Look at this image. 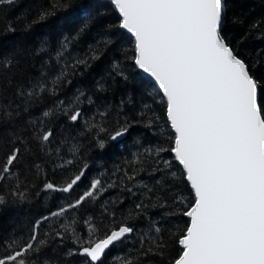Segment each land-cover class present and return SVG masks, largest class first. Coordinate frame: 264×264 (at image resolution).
Here are the masks:
<instances>
[{
    "label": "snow or ice",
    "instance_id": "1",
    "mask_svg": "<svg viewBox=\"0 0 264 264\" xmlns=\"http://www.w3.org/2000/svg\"><path fill=\"white\" fill-rule=\"evenodd\" d=\"M119 15L120 29L126 30L134 41V66L142 70L157 86L161 102L166 105V121L172 130L170 149L157 147L145 149V154L159 156L162 151H170L174 160L181 166V174L190 185L193 197L190 203L180 198L178 203L186 210L177 211L188 218L182 231L173 233L180 246L177 257L171 264H264V102L261 100L262 85L252 74L248 63L242 59L235 48L225 39L223 25L226 18L225 0H110ZM14 0H0V5H11ZM70 6L65 0H50L48 7H41L31 23L25 24V30L35 24L47 21L58 11ZM264 20L253 23L251 29H258ZM88 24L80 27L76 34L65 36L54 49L41 47L39 54L44 55L42 68L38 76L32 77L25 85L18 86L15 97L20 101L15 108L0 107V123L10 121L21 114H30L33 105L44 96L58 97L59 89L70 74L81 66H89L90 60H98L102 53L98 42L82 56H73L70 48L79 35L87 31ZM10 31L15 29L9 25ZM11 62L5 61V67ZM113 70L127 78L120 70L118 62ZM98 87L103 89L102 82ZM83 92L65 103L56 99L51 108L42 110L41 117L60 113L72 124L84 118L81 104ZM91 103V98H88ZM147 108V105H145ZM144 113L142 112L141 115ZM108 110L97 112L95 116L106 121ZM29 118L28 133L31 139L13 136L0 162V181L15 175L14 169L22 157L31 155L32 144L41 151L60 156L66 141L52 149L55 136L53 128L45 129V119ZM156 119H159L158 117ZM152 121H149L151 123ZM116 129L109 131L101 123L85 121L86 128L94 131L97 147L103 149L106 141L102 135L115 141L124 136L132 127L127 119L116 120ZM78 151L76 145L69 152ZM159 162V161H157ZM58 168L71 166L73 159H64ZM134 164H143L140 157ZM170 168V162L164 161ZM40 169V165H34ZM88 165L66 180L63 186L52 181L43 184L44 190L71 193L85 176ZM159 169H154L157 171ZM139 171H144L141 167ZM136 167L132 174L124 171L120 185L124 180L135 181L138 175ZM176 176V173H172ZM139 183H143L142 181ZM160 184V181L156 182ZM116 183L105 184L101 178L90 181L88 188L74 201L60 206L49 215L37 219L27 238H17L15 234L0 242V264H50L41 257L49 245V239L59 238L63 242L65 235L76 234L75 218L67 223L53 227L51 232L40 238L41 227L52 218H63L70 211L81 207L89 199L95 200ZM147 192L152 189L143 184ZM131 194L133 190L128 188ZM9 195L24 198L17 187ZM5 196L0 194V203ZM163 206V205H161ZM146 205L141 200L135 204L137 213ZM107 212V209H104ZM115 219V213L110 214ZM132 212H129V216ZM91 220V218H89ZM88 223V221H84ZM150 230L156 233L151 238L148 254L163 257L166 247L162 229L151 222ZM135 229L127 222L107 226L100 237L98 230L89 227L87 238L76 236V248L67 255L84 258V264H104L108 250L118 242L127 239ZM143 247L145 241L140 240ZM117 264H137L140 259L132 256L114 257Z\"/></svg>",
    "mask_w": 264,
    "mask_h": 264
},
{
    "label": "trees",
    "instance_id": "2",
    "mask_svg": "<svg viewBox=\"0 0 264 264\" xmlns=\"http://www.w3.org/2000/svg\"><path fill=\"white\" fill-rule=\"evenodd\" d=\"M65 2L70 4L68 8L58 11L45 22L33 25L29 30H25V24L36 18L41 7H48L50 0H14L11 5H0V107L15 108L20 102L15 97L17 87L25 85L42 70L47 71V68H42L47 57L39 54L41 47L56 48L59 41L65 36L76 34L86 23L87 31L80 34L70 48L73 56H82L88 51L89 45L95 47L98 42L110 41L107 44L99 43L102 55L98 60H90L89 66H81L67 77L60 86L58 97L44 96L33 105L30 114H21L0 123V139L4 138L7 144L13 136H22L27 141L29 126L26 122L30 116L35 118L37 113L51 108L57 98L68 103L80 92L85 94L84 103L81 104L84 118L80 122L72 124L60 113L46 119L50 128L56 130L57 126H64L77 139L75 145L78 151L73 166L66 169L63 177H54L48 165L50 161L48 164L45 162L46 168L39 173L40 176H31L28 197L16 200L4 195L5 202L0 203V242L13 234L17 238H27L37 219L74 201L88 188L92 179L101 178L105 184L115 182L116 187L108 188L95 200L89 199L65 217L52 218L41 227L40 238H44V233L51 232L53 227L59 228V224L67 223L72 218L78 221L74 225L75 236L66 234L63 242L59 238L49 239V245L43 250L41 257L50 261V264H84L83 257L67 255L70 249L77 247L74 242L76 236L86 239L89 227L93 226L102 237L107 226L127 222L135 231L108 250L104 264H117L113 258L124 256H132L134 259L139 256L137 264H171L180 251L173 233L182 231L188 222V218L177 211L186 210L185 205L178 201L183 198L186 203H190L193 193L181 174V166L170 151H162L159 156L145 154L147 148L170 149L172 146L170 137L173 133L166 121V105L161 102V94L153 81L134 66L133 38L126 30L118 27L119 15L111 2ZM225 6L223 35L237 54L248 63L252 74L262 85L260 94L264 102V24L258 29L250 27L253 23L264 20V0H225ZM9 25L15 31H10ZM9 41L14 42L11 48ZM5 61L11 62L9 66L5 67ZM116 62L126 79L113 70ZM98 82H102L103 89L98 87ZM88 98H91V103ZM97 110H108L106 121L99 116L93 119ZM125 119L132 124L130 130L115 141L101 134L106 141L103 149L97 147L93 139L96 133L88 130L85 125V121L101 123L112 132L116 129L115 121L123 123ZM137 157L143 160V164L133 163ZM164 161L170 162V168ZM85 164L88 165L85 176L71 193L43 189V184L47 181L63 186ZM27 166L28 164H24V175H28ZM133 167L137 168L139 174L135 181L125 179L126 187H122L121 176L124 171L131 175ZM141 167L144 171H139ZM172 173H176V176ZM141 181L143 183H139ZM157 181L161 183L157 184ZM143 184H147L152 191L147 192ZM128 188L135 194L129 193ZM141 200L146 207L137 213L135 204ZM105 208L107 212L104 211ZM15 209L23 212L26 220L17 219L16 229H13L10 222L16 218L13 214ZM129 212H132L131 216ZM111 213H115V219ZM151 222L162 229L159 235L163 237L166 247L154 251H162L163 257L151 253L142 255L151 246V238L156 236L150 230ZM142 237L145 241L143 247L140 243Z\"/></svg>",
    "mask_w": 264,
    "mask_h": 264
},
{
    "label": "rangeland",
    "instance_id": "3",
    "mask_svg": "<svg viewBox=\"0 0 264 264\" xmlns=\"http://www.w3.org/2000/svg\"><path fill=\"white\" fill-rule=\"evenodd\" d=\"M36 39L39 40V37H36ZM5 40H7V39H5ZM13 43H14L13 41L8 42V45L10 48H11V45ZM37 114L38 115L35 118H37V117L43 118V117H41V112L37 113ZM30 117L34 118L32 116H30ZM49 118H43V119H45V124H44L45 129L50 127V124H48L47 120H46V119L49 120ZM57 123H58V121L56 119V124ZM26 124L28 126L27 122H26ZM56 124L54 126H56ZM54 131H55V136H54V140H53L52 144L49 145L50 148L55 149V147L60 145L61 141H66V143L62 146V151L60 153V156L57 157L54 153H47L46 151H41V149L37 145L32 144L31 145L33 148L32 154L22 157L21 161L17 165V168L14 169V172L16 174L8 177L4 181H0V194H3V195L6 194L9 196V198H14L16 200L19 199L17 197H13V196L9 195L10 191L12 189L16 188L17 182H19V190L24 193V198L28 197V195L30 194V191L28 188V183L31 180V176H33V175L40 176L39 173L41 171L45 170V168H46L45 162H47V164H48V162L50 161V163L48 165H50V170L52 171V174L54 177H63L64 176L65 171L69 166H67L63 169L58 168L52 163V160L55 159L56 164H60L62 162V160H64V159H73V161H75L77 152L71 153V152H69V148L72 145H75V142L77 141V139L71 133V131H69L64 126H60V127L57 126L56 130H54ZM30 132H31V128L29 127L28 131H27V141H29L31 139L30 135H28V133H30ZM7 146H8L7 141L4 138L0 139V162H2L4 159V153L7 151ZM25 160H27V162ZM24 164H28V166H27L28 175H24L26 172L24 169ZM36 164L40 165V169H37L34 167V165H36ZM71 166H73V164ZM13 214L15 215L16 218L10 222V226L13 227V229H16L15 228L16 227V220L17 219H23L25 221L26 217L24 216L23 212H21L18 209H15L13 211Z\"/></svg>",
    "mask_w": 264,
    "mask_h": 264
},
{
    "label": "water",
    "instance_id": "4",
    "mask_svg": "<svg viewBox=\"0 0 264 264\" xmlns=\"http://www.w3.org/2000/svg\"><path fill=\"white\" fill-rule=\"evenodd\" d=\"M142 73H143V71L142 70H140ZM145 76H147L145 73H143ZM148 77V76H147Z\"/></svg>",
    "mask_w": 264,
    "mask_h": 264
}]
</instances>
